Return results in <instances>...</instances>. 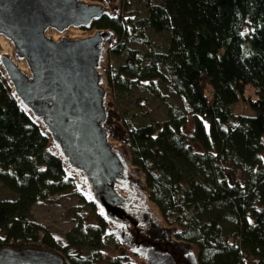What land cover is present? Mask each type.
Wrapping results in <instances>:
<instances>
[{
  "label": "trees",
  "instance_id": "obj_1",
  "mask_svg": "<svg viewBox=\"0 0 264 264\" xmlns=\"http://www.w3.org/2000/svg\"><path fill=\"white\" fill-rule=\"evenodd\" d=\"M116 3L92 27L114 34L108 57L120 63L108 66L106 79L117 140L149 203L198 264H264V0ZM150 99L165 106L162 120L148 112ZM238 102L250 116L233 114ZM0 186L15 195L0 199V250L48 251L63 264H135L106 255L121 244L1 71ZM67 195L90 208L95 223L74 219L56 238L30 211Z\"/></svg>",
  "mask_w": 264,
  "mask_h": 264
},
{
  "label": "water",
  "instance_id": "obj_2",
  "mask_svg": "<svg viewBox=\"0 0 264 264\" xmlns=\"http://www.w3.org/2000/svg\"><path fill=\"white\" fill-rule=\"evenodd\" d=\"M116 0H0V71L19 107L42 130L85 199L110 233L145 264H198L190 245L176 240L151 208L143 179L118 138L102 65L114 34L71 36L109 16ZM0 264H63L34 249L0 250Z\"/></svg>",
  "mask_w": 264,
  "mask_h": 264
},
{
  "label": "rangeland",
  "instance_id": "obj_3",
  "mask_svg": "<svg viewBox=\"0 0 264 264\" xmlns=\"http://www.w3.org/2000/svg\"><path fill=\"white\" fill-rule=\"evenodd\" d=\"M85 1H89V0H85ZM154 2H156V0H154ZM104 6L107 7L106 5H104ZM116 7H118V3H114L112 6L107 7L110 9L109 16H112L115 13ZM94 31H95V29L91 25L89 28L72 30L71 36H73V37L74 36L75 37H88V36H91L94 33ZM148 39H150V42L153 41V43L156 47L157 46L160 48L164 47V42H163L162 38L159 39V38H156L154 36H148ZM3 41L7 44V47L4 46V47H6L7 51L4 53L2 44H0V54H10V49H11L10 44L4 38H3ZM119 63L120 62L117 60H110L109 61L108 52H107L105 57H104V62L102 65V72L104 74L106 87H107V90L109 92V102L111 103L112 109H114V110L116 109L117 105L115 104V101L112 98L110 91H109V86H108L107 79H106V69L108 68V66H111V65L118 66ZM164 107L165 106L162 103L155 101L153 99H150L147 102V110L153 116V118L156 120H162L164 118V110H165ZM231 109H232V112L234 115H245V116L251 115L250 111L239 102L237 104L233 105L231 107ZM116 118H117V115H116ZM116 118H115V120L119 124V122ZM262 141L264 142V137H263ZM111 144L113 146L117 147L121 152L125 153L122 150L123 149L122 141L114 140V141H111ZM263 160H264V155H263ZM133 170H135V169L133 168ZM74 180L76 181V184H77V179L74 178ZM143 186H144V181H143ZM82 195L84 197V200L86 201L84 194H82ZM2 198L14 199L15 195L9 191L8 192L5 191L0 186V199H2ZM149 204H150L151 208L153 209L155 215L161 219L162 225L167 227L163 223V220L160 217L157 210L153 207V205L151 203H149ZM30 212H31V215H32L34 221L38 225H40L42 228L47 230L49 233L56 236V238L63 236L64 234L68 233L70 230H72L74 228V225H75L73 223L74 219L84 218V220L86 222H91V224L95 223L93 216H91L92 212H90V208L84 207L80 203L79 198H77L74 195L62 196L58 199V201L56 203H54V202H52V203H45V202L37 203L31 208ZM95 212L98 213L96 207H95ZM111 227L112 226L110 224H107L108 230ZM108 248H109V250L106 253L107 256L108 255H110V256L118 255V256H122L124 258L125 257L130 258V260H132V262L135 264H145V262L142 259H140V258L136 257L135 255L127 252L126 248L122 244H121V248H119L116 251L111 249V247H108ZM193 251L195 253L194 249H193ZM195 255H196V253H195ZM245 264H255V262H253V260H251V259H248Z\"/></svg>",
  "mask_w": 264,
  "mask_h": 264
},
{
  "label": "bare ground",
  "instance_id": "obj_4",
  "mask_svg": "<svg viewBox=\"0 0 264 264\" xmlns=\"http://www.w3.org/2000/svg\"><path fill=\"white\" fill-rule=\"evenodd\" d=\"M0 44H2L3 52L5 53L7 51L6 50L7 44L3 41V38H0ZM4 46H6V47H4Z\"/></svg>",
  "mask_w": 264,
  "mask_h": 264
}]
</instances>
